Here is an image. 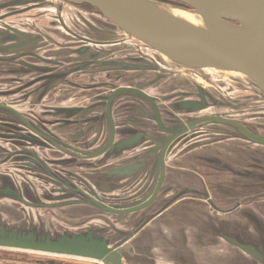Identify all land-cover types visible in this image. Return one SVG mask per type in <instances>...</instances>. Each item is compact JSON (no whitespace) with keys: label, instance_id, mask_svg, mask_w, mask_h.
<instances>
[{"label":"flooded vegetation","instance_id":"obj_1","mask_svg":"<svg viewBox=\"0 0 264 264\" xmlns=\"http://www.w3.org/2000/svg\"><path fill=\"white\" fill-rule=\"evenodd\" d=\"M56 1L59 2L58 10H63L64 5H71L85 13L88 12L100 17L97 9L88 4L75 5L60 0ZM156 1L191 9L186 4L175 0ZM22 15V12H18V14H9L2 18L6 20L15 16L22 17ZM42 15L44 16V13ZM21 17L17 19L16 24L30 27L38 25L37 18L34 16L32 18ZM84 19H87L86 21L93 24L94 27L98 26L95 23L96 20L93 21L92 18L86 16ZM84 19L82 16L81 18L76 16L75 23L83 34L87 33L90 36V49L102 48L105 50L106 48L107 50V43L102 46L97 45V37L102 35L107 37L109 33L104 30V33L98 34L90 27H86L83 31L85 28L83 26ZM60 26L63 28L64 24L61 23ZM52 29L48 26L41 30L44 33L47 32L49 34L47 35L56 43H60V46L51 48L50 45L53 44L51 42L46 44L45 51L69 50L61 57H55V59L66 60L62 64L47 63L45 65L48 70L47 74L51 76L49 82H53L57 78L60 80V84L41 95V101H38L39 86H34L45 84L47 79L39 78L42 74L37 73V70L24 69L23 72H36V74L22 82L16 77H2L4 80L2 79L1 82L4 84L16 83V86L8 85L5 89L3 83L0 84L2 85L0 87V103H4L3 96H9L13 100L16 99L14 103L11 102V104L13 103L12 107L20 106L21 111H23L20 113L22 115L21 123L18 121V127H12L10 132H5L2 129V127L11 128L3 125L6 124V117L4 114H0V145L11 150L9 146L11 141L18 143L25 138L34 140L35 145L30 146V151L34 147L39 156L53 163L57 170L55 172L60 174L65 181L67 180V183H74L96 199V196L91 194L94 191L101 200V206H90L86 199L84 202H75L73 205V198H70L66 202L71 203L53 209H69L67 213L61 215L71 221L70 223H74L75 216L83 211L81 213H85V215L81 216L83 217L79 221L81 225L88 222L90 225L96 223L93 226L99 227L100 230L103 229L102 235L108 238L110 242H131L133 245H137L136 253L133 252L132 257L127 256L125 258V262L128 264L137 263L141 260L145 261L142 264H200V262L205 261L207 264H264V143L253 141L242 134L234 139V141L239 140L241 142H233V144H227L224 141L198 143L200 129L208 124L207 122H200L192 130L183 134L179 133L167 145L168 138L175 133V130L198 118L216 115L217 113L239 122L253 135L264 139V95L256 89L255 99L244 101L240 105L235 104L239 108H249L241 113L246 117H241L238 113L232 112L233 114H231L228 110H234L236 107L230 108L229 106H222L223 110H226L223 113L216 110L211 111L213 108L211 105L200 111L179 113L175 110L178 103L202 101L195 85L193 87L192 85L179 86L176 81L179 74L162 80L158 78H153V80L141 79L134 85L141 88L151 86L146 90L153 98L148 106L151 112L142 114L151 117L150 122L153 127H146L145 124L135 121L134 115L135 112H138L137 97L132 95L124 100L121 97L111 106L115 126V141L111 145L108 144L110 129L106 128L105 135L103 136L101 131V135L91 148L89 143L95 140L96 134L94 132L93 136H87L86 131L89 125L85 123L81 115L88 109L86 107H90L99 101L104 100L106 102L105 98L111 96V92L115 91L116 87H120V78L125 81V84L132 80L128 79V76H120L119 78L118 71L114 69L101 70L102 65L96 63H90L86 68L73 71L71 68L80 65V63H75L74 59L77 55L73 51L83 47L82 39L85 36H82L81 32L79 34L76 31L69 32L66 28L67 32H61L60 37L58 32L52 35ZM135 41H137V47L131 49L121 46L122 44L119 45L118 49L114 51L112 59L116 62L125 59L126 62L120 63H124L123 66H128L132 64L129 59L141 58L146 60L144 62L146 66L157 64L155 67L159 68L161 63L159 64L156 60L155 51L138 40ZM115 45L118 43L112 42L108 46L114 48ZM125 51L126 54H124ZM26 58L28 62H36V59ZM104 61L105 66L117 64L109 63L111 58L108 54L104 57ZM153 61L156 63L153 64ZM9 70L18 75L17 71L21 72L22 68L6 69L1 67L0 75ZM146 70L152 71L151 69ZM132 72L137 73L133 70ZM63 73L66 75L60 78V74L63 75ZM194 75L200 76L197 73ZM101 77L103 79H100ZM209 77L212 78L210 75ZM202 78L205 80L206 89L212 93L211 98H207L208 102L213 104L212 102L215 101L226 105L227 103L220 102L219 98L222 97V94L228 93H225L219 85H214L211 79L203 76ZM148 90H151V93ZM62 96H70V100L73 99L78 102L69 106L57 105L59 102L55 105V100ZM45 97L47 99L43 102ZM86 100L89 102L81 106ZM155 108L159 113V120L154 119L156 116ZM61 109L69 110L67 112L57 111ZM105 109L100 110L101 115L105 114ZM105 119L107 116L104 117ZM102 121L103 119H101V123ZM19 126L21 128L26 126L27 131L19 129ZM139 132L143 133L145 141L138 148L123 150L118 155L119 141ZM41 134L49 136L54 145L46 143ZM155 141L159 142L158 147H156ZM41 142L46 146L40 147L39 143ZM165 146L166 150L161 160V152ZM30 151L26 150L25 154H22V150H19L15 152L12 158H15L14 161L20 162V159L16 158L26 155L27 152L29 154ZM83 152L84 154L85 152H101V154L89 161L83 159ZM147 152L152 155L153 152L155 153L152 157L144 158L141 161L143 154L145 155ZM151 154L149 155L151 156ZM137 155L140 156L135 159ZM143 160H146L145 164L151 165L145 167L142 174L140 173L138 176L136 174L132 177L133 179L127 177L120 182L122 186L118 189L104 192L99 190L101 185L91 182L90 178H85L88 171L81 167V162L96 164L90 171L93 170L99 176L105 169H107L105 170L106 173L109 170L108 167L117 168L123 165L131 167L133 164L140 165ZM162 170L163 177L161 178ZM95 178L99 181L98 177ZM83 179L89 180L88 183L92 190L86 189L82 182ZM99 183L101 184V181ZM102 186L104 190L113 187L104 182H102ZM157 186L158 191L153 199ZM137 206L140 207L137 208ZM123 208L126 210L135 209L125 213L115 212L116 210H123ZM229 242L253 244L262 255L255 258ZM227 248L233 249L231 257L224 258L221 256L222 258L216 259L220 253H227ZM31 262L66 264V262L49 256L34 258ZM99 264L101 263L99 262Z\"/></svg>","mask_w":264,"mask_h":264},{"label":"water","instance_id":"obj_2","mask_svg":"<svg viewBox=\"0 0 264 264\" xmlns=\"http://www.w3.org/2000/svg\"><path fill=\"white\" fill-rule=\"evenodd\" d=\"M36 1V0H34ZM61 2H67L75 5L88 4L97 9L98 13L106 18L107 23H104L100 27H94L89 22H85L90 26V28L96 32L104 33L108 32L109 36H98L97 45H106L109 47V43H119L125 37H130L132 39L138 40L142 44L151 48L155 51V57L161 60L162 65L158 68L155 66H146L144 62L145 59L133 58L129 59L132 64L128 66H123L127 60H119L116 62L113 60V52L110 50H103L102 48H96L95 50L90 49L89 37L82 39V45L80 49L73 51L76 53L77 57L74 59L75 63H80L79 66L71 68L73 71L87 67L90 63L100 64L101 70H140L144 71L146 69L156 70L158 79H166L173 77V75L179 74L176 77V81L179 86H190L198 89L201 102L196 101H183L177 104L175 110L179 113L188 111L192 113L194 111H200L208 105L213 106L216 111H222V106L234 108L235 104L240 102L232 101L226 105H222L219 102L213 101L210 104L207 98H211L212 93L209 92L207 86H203L200 82V78L195 76L194 73H203L204 69L215 70L218 73H222L225 78H229L230 72L239 73L241 76L246 78L250 84H252L257 90H259L264 95V0H175L186 4L191 9L184 7L171 6L166 3H161L156 0H60ZM33 1L25 0H9L1 4L0 9H13L18 5L22 4H32L31 8L35 7ZM60 8V7H59ZM176 12H186L191 14L193 19L185 18ZM2 27L9 28L10 30L17 32L23 41L20 42L18 48L15 50L12 48L14 55L9 56L6 59L7 62L20 61V64L25 65V61L20 60L26 57L36 59V62L43 63H53L62 64L63 61L59 60H47L44 58H38L35 52L27 50V47L34 46L36 49H41L46 42L42 35H33L22 31L21 29L11 27L7 24L1 25ZM38 32L41 33L40 30ZM24 36V37H23ZM25 38V39H24ZM2 42V40H0ZM16 47L15 45L13 46ZM106 47V46H105ZM21 49V50H20ZM20 50L19 52H15ZM69 51V50H68ZM64 49L59 51H50L46 55L48 57L60 56L64 54ZM106 54L111 58L109 63H117L113 66H105L104 57ZM35 56L36 58H34ZM39 56V55H38ZM94 59V60H93ZM3 59H0V62ZM93 60V61H91ZM156 63V62H155ZM121 64V65H120ZM27 65V64H26ZM35 70L39 72H48L45 67L35 66ZM119 70V71H121ZM24 69L21 70V72ZM120 76L124 72H119ZM206 73V72H205ZM204 73V74H205ZM202 74V75H204ZM66 74H60V78ZM143 76V73L142 75ZM208 78L209 75H207ZM233 76V74H232ZM235 77V76H233ZM47 77H44L46 79ZM51 78V77H48ZM54 78V76H53ZM60 80L56 78V82ZM53 84L55 82L53 81ZM51 88L52 85L50 84ZM209 88V87H208ZM208 90V91H206ZM214 93V92H213ZM134 96L142 97L148 102L153 101V98L143 92L142 88L139 86L131 87H116V90L112 92V95L105 98L98 103L97 107L105 109V114L99 117H92L91 119L85 120L88 128L86 131L87 136L92 131L95 125L98 128L95 133L98 135L95 140L89 143L92 148L99 138L104 117L107 116L108 120L111 121V137L109 138V145L113 141V135L115 133V126L111 114V106L118 98L121 96ZM219 106V107H218ZM237 108V107H236ZM96 109V104L85 110L87 112H94ZM69 110V109H68ZM68 110L61 109L58 112H67ZM100 110V109H99ZM0 111L5 113H11L16 116V120L21 123V114L15 108L8 104L0 103ZM155 118L159 120V113L155 108ZM101 119H103L101 123ZM8 128L2 129L5 132H10L12 130V125L9 120L5 118ZM109 121V122H110ZM200 122H207L208 124H218L226 125L232 127L239 134L245 137L264 143V139L253 135L249 132L242 124L239 122L223 117L218 113L216 115H210L203 118H198L188 125H183L178 130H175L174 134L168 138L167 145L172 142L179 133L183 134L189 130H192L196 124ZM25 126V130H26ZM34 132V131H33ZM37 133H40L37 131ZM89 133V134H88ZM92 134V132H91ZM4 135V134H3ZM46 141L53 144L50 141V137L42 135ZM34 146V140H30ZM108 141V140H107ZM145 141L142 132L135 133L133 136L128 137L124 140L119 141L117 147L119 148V155L123 150L137 147ZM156 142V147L159 146V142ZM38 145V144H37ZM46 146L44 143H39L40 147ZM54 145V144H53ZM155 147V151H156ZM11 149V148H10ZM136 149V148H135ZM165 148L161 152V160L165 153ZM0 164H5L6 162L13 160L12 158L15 151L6 149L4 146L0 145ZM155 152H153L154 155ZM101 154V152H83V159L92 160L93 157ZM151 154V153H149ZM147 153L143 154L142 159H148L152 157ZM141 155V154H140ZM139 155V156H140ZM137 155L136 158L139 157ZM20 166L22 170H26L29 176L39 179V181L45 184L53 185L50 191H45L42 196H39L36 189L34 188L31 180L26 177L23 178V183L19 184L18 181L12 176L9 171L0 173V208L4 210H11L9 207L5 206L7 203L3 202L5 200H10L18 204H23L25 207L30 208H54L62 205H66L68 199L73 198V205L75 202H84L85 199L88 201L90 206H101L99 196L96 192L92 191L91 194L96 196V199L91 197L86 191L82 190L74 183H67L60 174H58L53 163L48 162L43 157L39 156L38 151L31 150L28 154L20 156ZM84 161V160H83ZM146 160H143L140 165L133 164L131 167L120 166V167H108V171L101 173L99 176L95 174L93 170L90 169L96 164L89 162H81V167L86 168L88 173L85 174L91 182H96L99 186V190L112 191L113 189H118L122 185L120 182L127 177H132L137 174H142L145 167L151 164H145ZM139 162V160H138ZM111 168V169H110ZM25 176V175H23ZM136 176V177H137ZM98 177L99 181L95 178ZM163 177V170L161 172V178ZM95 178V181H94ZM83 179V185L86 189L90 188L91 185L88 183L89 180ZM102 182L111 184L113 187L103 189ZM158 191V186L156 187V192L153 195V199ZM81 195V196H80ZM79 202V203H81ZM151 202V201H150ZM149 202V203H150ZM104 206V205H103ZM126 206V205H125ZM105 207V206H104ZM140 206H137V208ZM135 208L126 210H116L115 212H130L134 211ZM75 225L76 224H69ZM81 225V224H78ZM78 227V226H77ZM103 229L100 230L99 227L90 225L85 229H80L77 231L63 230L52 231L47 229L44 223H27L25 220L19 221L17 223L6 220L0 216V248L5 249H18L26 251H35L39 253H44L46 255H61L76 258L90 259L100 262L101 264H128L125 262L127 256H133V252L136 253L138 250L137 245H133L131 242H110L108 238L102 235ZM237 247H240L246 253L253 257H258L261 254L253 244H244L240 242H229ZM145 262L141 260L137 263L133 262L131 264H142Z\"/></svg>","mask_w":264,"mask_h":264},{"label":"rangeland","instance_id":"obj_3","mask_svg":"<svg viewBox=\"0 0 264 264\" xmlns=\"http://www.w3.org/2000/svg\"><path fill=\"white\" fill-rule=\"evenodd\" d=\"M6 1H9V0H6ZM25 1L27 2L28 0H25ZM29 1L36 2V3H34L35 7H33V8L29 7L28 9H25L23 7H20V8L15 7V8H13V11L9 14L15 15V14H18V12H23V13H27L28 15H33L35 18H37L36 21L38 23L39 29H41V28L45 29L48 26L53 28L52 29L53 30L52 35H54L55 32H58L59 36H61V32L66 33L67 32L66 30H68L69 32L76 31V33H78V34H79V32H81V35L83 36L82 30H79L78 25L75 23L76 22L75 17L77 16V18H79L78 15L86 16L88 18H92L93 21L96 20L95 23L98 26H101L104 23H107V20L105 18H102L103 17L102 15H100V17H98V16L91 15L88 12L85 13L83 10L77 11V8H74L71 5H64L63 10H58L59 2L56 0H36V1L29 0ZM3 3H5V0H0V6ZM18 6H21V5H18ZM1 10H3V9H1ZM43 13H44V16L42 15ZM9 14H7V15H9ZM23 16H25V15H22V17L21 16H15V17L9 18L7 20L9 21V20L15 19V21H16L20 17L23 18ZM61 23L64 24L63 28H62V26H60ZM55 26H57V27H55ZM84 30L85 29H83V31ZM125 38H126V39H124L125 42L122 43V45L124 47H127L129 49H131L132 47H137V43H136L137 41H135V39L132 40L130 37H125ZM126 53L127 52L125 51L124 54H126ZM121 55H123V54H121ZM119 57H121V56H119ZM156 60L159 62V64L161 63L160 64V66H161L162 65L161 60L159 61V59H157V57H156ZM64 61H66V60H64ZM204 70L206 72V73L205 72L202 73V74L205 73L204 75H202L200 72L199 73L197 72L198 76L200 75L199 76L200 82L202 83L203 86H205V84H204L205 80L202 78V76L208 78V76H207V74H208L212 77L209 79H211V81L214 82V85H216V86L219 85L221 88H223L225 93H228V94H222V97L220 96V98H219L220 102L231 103L232 101H238V102L242 103L244 101H252L253 99L256 98L254 95L256 88L252 84H250V82L246 78L241 76L239 73L230 72L231 73L229 75L230 77L225 78V77H223L224 75L222 73H218L215 70H210V69H208V70L204 69ZM232 74L235 77H233ZM100 79H103V77H101ZM45 86L42 88L45 89ZM55 102L57 103V101H55ZM240 103H238L237 105H240ZM149 104L150 103L147 100H145L139 96L137 103H136L138 112L137 113L135 112L134 116H135V121L140 122L142 124H145L146 127H153L151 122H150L151 117L147 116L146 114L143 115L144 113L151 112L150 108L148 107ZM247 109H249V108L248 107H245V108L240 107L239 108V106H237V108H235L234 110L230 109L228 111L231 114L238 113L239 116L246 117V116L241 115V113ZM212 110H215V108H212L211 111ZM220 110H222V112L219 111V113L226 112L225 109L224 110L220 109ZM202 127L203 128L200 129V133H198L200 136V139L197 140L198 143H200V142L224 141V143L233 144V142L234 143L235 142H241L239 140L234 141V139L236 137H239V133H238V131H236L232 127H229L226 125H218V124H205ZM202 140H204V141H202ZM22 141L30 144L26 139H23ZM22 141L20 142V144L15 143V146H14V141H11L13 143V144L11 143L12 148L15 152H18L20 149L22 151L23 150H29L30 151L29 148L24 146V142H22ZM46 143H47V141H46ZM19 146L21 148H18ZM0 154H1V152H0ZM19 166H20L19 162H16L14 160H10V161L6 162L5 164L4 163L0 164V173L5 172V171H9L12 174V176L15 178V180L18 181L19 184L25 182V181H23L22 177H26V178H28V180L30 179L39 196H42L45 191L51 190L53 185L45 184L44 182L39 181V179L33 178V176H29L28 172L26 170L20 169ZM23 175H25V176H23ZM3 202L7 203V205H5V206L9 207L11 210H4V209L0 208V216H2L6 220H9V221L14 222V223H17V222L22 221V220H25L27 223H36V224H39L40 222H42L47 227V229L52 230V231H59V232H61L63 230L77 231L80 229H85L87 226H90L89 222L86 224L78 225V224H80L79 221L83 218L81 216L85 215V213H81L83 211H81L79 213V215L75 216L74 223H71V224H76L78 226L77 227L75 225L70 226L69 224L71 221H69L67 218H65L61 215L63 213H67V211L69 209L65 210V209H53V208H30V207H25V205H23V204H18L16 202H13L10 200L9 201L5 200ZM94 224H96V223H93V225ZM109 236H111V235H109ZM221 246H223V244H221ZM232 250L233 249L230 248L226 251H228L231 255V252H233ZM0 252L14 253V254H12L13 255L12 257L20 256V257H23L24 260H26L25 257L32 260L34 258L49 256L51 258H55L57 260H60L61 262H66V264H99V262L95 261V260L92 261V260H84L82 258L55 257V256L44 255V254H39V253L25 252L22 250L19 251L18 249L13 250V249L0 248ZM20 260H23V259L20 258ZM200 264H207V263L205 261V262H200Z\"/></svg>","mask_w":264,"mask_h":264},{"label":"crops","instance_id":"obj_4","mask_svg":"<svg viewBox=\"0 0 264 264\" xmlns=\"http://www.w3.org/2000/svg\"><path fill=\"white\" fill-rule=\"evenodd\" d=\"M5 2H6V0H5ZM35 5V4H34ZM32 6V4H22L21 6H16V7H18V8H20V7H23V8H25V9H28L29 7H31ZM61 10V9H60ZM13 11V9H3V10H1L0 9V15H2V16H0V18H2V17H5L7 14H9V13H11ZM77 11H79L78 9H77ZM21 14V13H20ZM22 14L23 15H25L26 17H29V18H32L33 16L32 15H28L27 13H23L22 12ZM78 17L79 18H81V15H78ZM83 17V19H84V16H82ZM3 20V21H2ZM87 20V19H86ZM17 21V20H16ZM16 21L15 20H10V21H8L7 19L5 20V19H0V24L1 25H3V24H7V25H9V26H13V27H15V28H18V29H21L22 31H24V32H26V33H29V34H33V35H38V34H40V35H42L43 36V38H44V41L46 42V44H50L51 42L53 43V44H51L50 46H51V48H54V47H59L60 46V43H56L55 42V40H53L51 37H49L48 35V33L47 32H43L41 29H39L38 28V25H34L33 27H30V26H25V25H18V24H16ZM91 24V23H90ZM91 25H93V24H91ZM83 26L85 27L84 29H86V27H90L86 22H85V19H84V21H83ZM34 27H37V28H34ZM38 30H40L41 31V33L40 32H38ZM44 30V29H43ZM92 30V29H91ZM90 30V31H91ZM48 34V35H47ZM21 35V34H20ZM17 32H14V31H12V30H10L9 28H5V27H2L1 28V26H0V40H2V42L0 41V59H3V60H1V62H0V69H1V67H4V68H6V69H8V68H11V69H13V68H22V69H28V68H32V69H34L35 68V66H41V67H45V65H47V63L46 64H44L43 62H28L27 60H25V59H20V60H23V61H25L26 63H25V65H22V64H20V61H13V62H7L6 61V59H8V57L9 56H12V55H14V52H13V50L11 49V46H12V48L15 50L16 48H18V45L20 44V42H22L23 41V38H21V36H20ZM83 36H85L84 38H87V37H90V36H88V34L87 33H84L83 34ZM24 37V36H23ZM49 37V38H48ZM61 37V36H60ZM25 39V38H24ZM89 39V38H88ZM125 41H124V39L121 41V42H119L118 43V45H115V47L114 48H111L110 46L107 48V50H110V52L112 51L113 52V54H114V51L116 50V49H118V47H119V45H121L122 43H124ZM134 43V42H133ZM46 44H44L43 45V47H41V49H36L33 45L32 46H30V47H27L26 49L27 50H31V52H35L36 54H38L37 55V57L38 58H44V59H47V60H58L59 59V61H63L64 62V60L62 59V58H58V59H55V58H51V57H48L46 54L48 53V52H50V51H45L46 49ZM16 46L15 48L13 47V46ZM121 46H123V45H121ZM21 50V49H20ZM20 50H16L15 52H19ZM56 50H60V49H55L54 51H56ZM53 51V50H52ZM64 54L65 53H67V52H69V51H67V50H65L64 49ZM67 51V52H66ZM71 52V51H70ZM63 55V54H62ZM62 55H58V56H55V57H61ZM125 60V59H124ZM27 64V65H26ZM35 70V69H34ZM119 70H121V69H119ZM119 70H117L118 71V75H119V78H120V73L119 72H124V73H122V75L121 76H123V77H125V76H128V79H131L132 81L130 82V81H128V83L127 84H125V81H122L121 80V78H120V83H121V85H120V87H131V86H136V85H134V84H136V82L138 81V80H141V79H143V80H153V78H156V75H157V71L156 70H152V71H148V70H142V71H140V70H134L133 69V71H137V73H135V72H132V70H121V71H119ZM36 71V70H35ZM139 71V72H138ZM18 72V75H16L15 73H14V71H8V72H4L3 74L1 73V75H0V84H2L3 85V87L5 88V89H7L6 87L9 85H13V86H16V83H5L4 84V82H1L2 81V79L3 78H13V77H16V79H18V80H20L21 82L22 81H24V80H26V79H28V78H31V77H33L35 74H36V72H19V70L17 71ZM37 73H40V74H42V75H40L39 76V78H41V77H47L46 79H47V82L45 83V84H42V85H38V84H36L34 87H38L39 86V93H38V96H37V99H38V101H41L40 99H41V95H43V94H46V92L47 91H49L50 89H53V88H55V87H57L59 84H60V81L59 82H56V79L54 80V82H55V84H53V82L51 81V82H49V79L50 78H48V77H51L49 74H47V72H39L38 70H37ZM142 73H143V76H141L142 75ZM4 76V77H3ZM3 77V78H2ZM122 77V78H123ZM38 78V79H39ZM4 80V79H3ZM50 84L52 85V88H51V86H50ZM2 85H0V87H2ZM47 86L46 87V90H44L42 87H44V86ZM18 86V85H17ZM151 86H146V87H143L142 88V90H143V92H146V90L148 89V88H150ZM58 90V89H57ZM150 91V93H151V90H148V92ZM56 92V91H55ZM114 92V91H113ZM112 93V92H111ZM147 93V92H146ZM148 94V93H147ZM59 95H61L60 93H59ZM70 96H62L61 98H59V99H57V100H55V101H57V102H59L58 104L55 102L54 104L56 105H61V106H69V105H72V104H76L78 101L77 100H73V99H71L70 100V98H69ZM102 97V96H101ZM122 98H123V100L125 99V98H127L128 96H121ZM47 99V97H45L44 99H43V102H44V100H46ZM118 99H120V98H118ZM3 102H4V104H10V106H13V103L15 102V100H13L11 97H9V96H3ZM77 101V102H76ZM107 101V100H106ZM114 101H116V100H114ZM11 102H13L12 104H11ZM89 101L88 100H86L84 103H82V105L81 106H84V104H86V103H88ZM101 101H99V102H96V103H94V105L96 104V109L94 110V112L92 111V112H87V114L86 113H83L81 116L83 117V119L84 120H87V119H91V116L92 117H99L101 114H100V110H102L101 109V107L99 108V107H97V105H98V103H100ZM119 102H121V100H119ZM93 106V105H92ZM92 106H90V107H92ZM90 107H86V108H90ZM14 108L17 110V111H19L20 113L23 111H21V107L20 106H17V105H15L14 106ZM100 109V110H99ZM110 120H108V118L107 119H105L104 121H103V127H102V132H103V136L105 135V130H106V128H108V129H110V124H111V126H112V123H111V121L109 122ZM93 128L94 129H92V131H90L88 134H89V136L90 135H94V134H96V136H97V133H94L96 130H97V127H96V129H95V125L93 126ZM91 132H92V134H91ZM94 133V134H93ZM101 135V134H100ZM88 136V137H89ZM111 137V129H110V134H109V137H108V141L107 142H109V138ZM92 139H94V138H92ZM113 141H115L114 140V135H113ZM113 141H112V143H113ZM109 144V143H108ZM9 146H10V148H11V150H12V145H10L9 144ZM32 150L34 151L35 149H34V147H32ZM37 150V149H36ZM41 150V149H40ZM45 152L47 153V150H45ZM93 162V161H92ZM227 249H230V248H227ZM232 249V248H231ZM12 254H14V253H9V252H0V264H37L36 262H31V260L30 259H28V258H26L25 257V259L26 260H24V258L23 257H20V256H14V257H12L13 255ZM8 255V256H7ZM221 256H224V258H230L231 257V255H230V253L227 251V253H220L219 255H217L216 256V259H218V258H222ZM20 258L21 259H23V260H20Z\"/></svg>","mask_w":264,"mask_h":264},{"label":"bare ground","instance_id":"obj_5","mask_svg":"<svg viewBox=\"0 0 264 264\" xmlns=\"http://www.w3.org/2000/svg\"><path fill=\"white\" fill-rule=\"evenodd\" d=\"M176 14H179V15H181V16H183V17H185V18H189V19H193V17L191 16V14H188V13H186V12H176ZM47 86H45V88H46ZM0 114H4L5 115V117L9 120V123H11L12 125H14L13 127H18L17 126V124H19L18 123V121L16 120V116L14 117V115H12L11 113H7V112H5V113H3V112H1L0 111ZM19 129H22V130H25V127H20L19 126ZM25 131H27V129L25 130ZM38 135V134H37ZM39 137H40V135H39ZM41 138V137H40ZM30 144H28L27 142H24V141H22V142H24V146L25 147H27V148H30V146H31V141H30V139L29 138H25ZM45 140V139H44ZM46 141V140H45ZM48 142V141H47ZM18 144H20V142H18ZM14 146H15V143H14ZM18 148H21L20 146L18 147ZM21 150V149H20ZM25 151L26 150H23L22 151V154H25ZM22 251H25V252H30V253H39V252H35V251H26V250H22ZM39 254H44V253H39ZM44 255H46V254H44ZM55 257H68V258H76V257H69V256H61V255H55ZM82 259H84V258H82ZM84 260H90V259H84ZM92 261H94V260H92Z\"/></svg>","mask_w":264,"mask_h":264}]
</instances>
